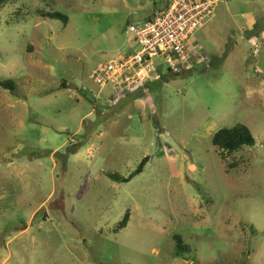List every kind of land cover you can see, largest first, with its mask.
Masks as SVG:
<instances>
[{
    "label": "rangeland",
    "instance_id": "obj_1",
    "mask_svg": "<svg viewBox=\"0 0 264 264\" xmlns=\"http://www.w3.org/2000/svg\"><path fill=\"white\" fill-rule=\"evenodd\" d=\"M164 6L0 0V264H264V0L217 2L205 66L137 98L89 78ZM237 123L255 143L227 155Z\"/></svg>",
    "mask_w": 264,
    "mask_h": 264
},
{
    "label": "built area",
    "instance_id": "obj_2",
    "mask_svg": "<svg viewBox=\"0 0 264 264\" xmlns=\"http://www.w3.org/2000/svg\"><path fill=\"white\" fill-rule=\"evenodd\" d=\"M219 1L165 0V6L144 21L128 23L137 50L98 63L89 75L99 88L111 90L104 104L119 103L137 91L142 95L167 75L205 66L207 59L194 35Z\"/></svg>",
    "mask_w": 264,
    "mask_h": 264
},
{
    "label": "trees",
    "instance_id": "obj_3",
    "mask_svg": "<svg viewBox=\"0 0 264 264\" xmlns=\"http://www.w3.org/2000/svg\"><path fill=\"white\" fill-rule=\"evenodd\" d=\"M47 16L51 18L55 17H62L59 13H48ZM65 20V18H64ZM66 21V20H65ZM154 84V83H153ZM152 84V85H153ZM2 87L4 88H11L14 89V83L10 80L2 82ZM141 94V91H137L135 93V96H139ZM135 97V98H136ZM211 142L214 146L222 150L223 152H226L227 155L234 154L235 152L239 151L242 147L245 145H253L255 143V139L250 131V129L242 123H237L236 125L232 127H222L218 129L212 136ZM147 161V157H144L139 166L136 169V172L139 173L142 171V167ZM113 178H116L115 175H113ZM117 179V178H116ZM129 178H123L122 181H127ZM126 216L124 219L119 223V228H122L126 225L125 221ZM175 239V247L180 250L183 247H181V239L178 236H174Z\"/></svg>",
    "mask_w": 264,
    "mask_h": 264
},
{
    "label": "crops",
    "instance_id": "obj_4",
    "mask_svg": "<svg viewBox=\"0 0 264 264\" xmlns=\"http://www.w3.org/2000/svg\"><path fill=\"white\" fill-rule=\"evenodd\" d=\"M122 100H123V99H122ZM122 100H121V101H122ZM121 101H120V102H121ZM120 102H119V103H120Z\"/></svg>",
    "mask_w": 264,
    "mask_h": 264
}]
</instances>
